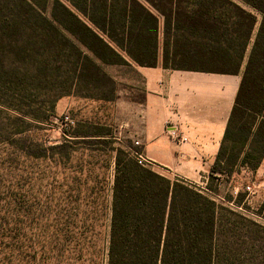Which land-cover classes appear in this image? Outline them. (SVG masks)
<instances>
[{"label": "trees", "instance_id": "16d2710c", "mask_svg": "<svg viewBox=\"0 0 264 264\" xmlns=\"http://www.w3.org/2000/svg\"><path fill=\"white\" fill-rule=\"evenodd\" d=\"M49 51L60 56L56 70L71 64L72 84L112 86L107 65L160 62L171 70L242 73L205 188L216 193L222 179L237 178L242 167L256 172L263 163L264 0H0V92L11 77L6 52L37 54L31 75L37 80L48 73L38 64ZM106 210L89 226L62 231L70 264H264L263 223L122 148ZM259 214L264 219V206Z\"/></svg>", "mask_w": 264, "mask_h": 264}, {"label": "rangeland", "instance_id": "374dc122", "mask_svg": "<svg viewBox=\"0 0 264 264\" xmlns=\"http://www.w3.org/2000/svg\"><path fill=\"white\" fill-rule=\"evenodd\" d=\"M36 55L6 52L2 57L11 77L6 76V90L0 92V264H70L69 242L62 231L89 226V219L105 216L116 149L135 158L132 148L139 147L128 123L143 109L144 81L138 65L104 66L113 81L110 87L87 79L72 84L71 64L65 62L56 70L60 56L51 51L38 64L47 65L48 73L33 79ZM30 111L40 118L30 117ZM66 112L73 126L60 122ZM261 172L242 167L237 183L218 185L216 193L264 224L259 214L262 198L247 205L242 191ZM97 224L104 226L106 221Z\"/></svg>", "mask_w": 264, "mask_h": 264}, {"label": "crops", "instance_id": "0c3cea01", "mask_svg": "<svg viewBox=\"0 0 264 264\" xmlns=\"http://www.w3.org/2000/svg\"><path fill=\"white\" fill-rule=\"evenodd\" d=\"M136 69L144 81L145 97L140 114L128 122L130 136L164 175L195 184L206 182L242 73L171 70L160 62ZM263 169L264 161L256 172ZM238 178L222 179L219 187L231 186Z\"/></svg>", "mask_w": 264, "mask_h": 264}, {"label": "built area", "instance_id": "2783aa9c", "mask_svg": "<svg viewBox=\"0 0 264 264\" xmlns=\"http://www.w3.org/2000/svg\"><path fill=\"white\" fill-rule=\"evenodd\" d=\"M60 122H62L65 126H73L74 125V120L71 117L69 112H66L61 116ZM135 145H139V143L135 142ZM133 153H134L135 158L138 160L139 163L146 165V166L152 165L150 160H148L141 152H137V151L133 150ZM206 182H204V183H206ZM197 185L204 188L218 204L224 205V206L229 207L230 209H232L236 212H239L243 215H246L245 213L247 210L242 205L236 204L233 201L226 200L225 197H223L222 195H220L218 193H213V192L209 191L208 189L205 188L207 184L205 186H201L199 184H197ZM242 191L246 194L245 202L247 203V205H250L251 200L255 197H261L262 203L264 204V169L260 173L259 178L252 180L250 183L245 185L243 187Z\"/></svg>", "mask_w": 264, "mask_h": 264}]
</instances>
